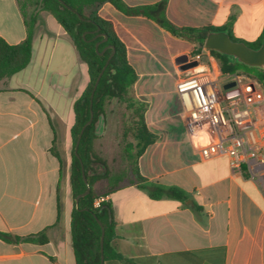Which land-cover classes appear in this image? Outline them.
<instances>
[{
  "label": "crops",
  "instance_id": "1",
  "mask_svg": "<svg viewBox=\"0 0 264 264\" xmlns=\"http://www.w3.org/2000/svg\"><path fill=\"white\" fill-rule=\"evenodd\" d=\"M122 1L149 13L125 14L109 2L98 8L126 46L137 74L129 92L145 103V123L154 135L137 159L139 172L147 181L182 189L187 198L152 199L127 180L103 194L121 231L118 251L127 259L104 264H264V189L232 175L226 156L199 158L175 89L178 71L191 63L181 57L194 43L156 20L163 13L176 27L228 26L234 37L253 41L264 27V0ZM0 37L10 44L26 37L17 0H0ZM201 52L208 56V49ZM86 83L87 67L74 44L52 15L39 11L29 63L0 79V232L36 239L0 237V264H74L70 128L73 103ZM117 121L106 111L96 139L109 143Z\"/></svg>",
  "mask_w": 264,
  "mask_h": 264
},
{
  "label": "trees",
  "instance_id": "2",
  "mask_svg": "<svg viewBox=\"0 0 264 264\" xmlns=\"http://www.w3.org/2000/svg\"><path fill=\"white\" fill-rule=\"evenodd\" d=\"M105 2L111 3L125 14L149 16L145 8L128 7L122 0H17L26 25V37L16 44H10L0 37V79L11 76L29 63L32 52V31L39 11L48 12L62 26L87 67L88 82L73 103V123L70 128L73 145L69 171L73 198V207L70 212V236L74 264H100L101 229L97 219L104 226V261L109 259L127 261L118 251L121 231L117 227L112 203L107 200L100 207H94L92 201L98 195L113 192L127 180L128 183L145 189L152 199L168 197L184 201L187 198L182 189L147 181L139 172L137 159L152 143L154 135L145 123V103L129 95L137 74L127 60L126 46L115 33L112 23L98 13L99 6ZM156 20L170 33L193 41L194 53L202 51L206 36L213 31H225L232 40L243 42L252 49H257L264 43V27L255 40L245 41L234 37L228 26L176 27L163 13L156 17ZM97 32L106 34L107 39L100 42L96 49L95 43L102 39V36H96ZM107 45H111L113 49L110 47L104 49ZM103 49V53L99 54L98 52ZM112 50L113 53L93 91V85ZM209 52L216 59L223 73L239 72L248 75L258 81L264 90V68L247 65L217 50L210 49ZM114 97L124 102L131 112L129 120L123 121L121 125L120 138L127 170L119 173L111 172L104 158L94 148V141L98 136V122L106 114V107ZM90 110L93 115L92 121L85 126L75 152L77 137L90 117ZM82 166L90 191L80 197L76 205V195L86 188L82 178ZM100 167L103 169L101 173L98 171ZM101 180L106 181L107 187L99 193L96 190V184ZM0 237L9 242L36 239V237H12L4 232H0ZM129 264L144 263H134L131 260Z\"/></svg>",
  "mask_w": 264,
  "mask_h": 264
},
{
  "label": "built area",
  "instance_id": "3",
  "mask_svg": "<svg viewBox=\"0 0 264 264\" xmlns=\"http://www.w3.org/2000/svg\"><path fill=\"white\" fill-rule=\"evenodd\" d=\"M202 58V52H189L186 61L196 64L178 71L175 80L185 132L200 159L226 156L232 175L264 189V90L248 75L223 73L210 52L207 61ZM107 200L101 194L92 204Z\"/></svg>",
  "mask_w": 264,
  "mask_h": 264
},
{
  "label": "water",
  "instance_id": "4",
  "mask_svg": "<svg viewBox=\"0 0 264 264\" xmlns=\"http://www.w3.org/2000/svg\"><path fill=\"white\" fill-rule=\"evenodd\" d=\"M97 30L98 29H96V31ZM96 36H102V39L95 43V48L97 49L98 44L100 42H102V41H105L107 39V36H106V34L101 33V32H97ZM107 47H110V48L113 49V47L111 45H107L104 49H106ZM204 48L208 49V50H210V49L217 50V51H219L221 53L233 56V57L237 58L240 62L245 63L247 65L254 66V67H259V68H264V43H262L259 48L252 49V48H249L248 46H246L243 42L232 40L225 31H213V32L208 33V35L206 36V39L204 41ZM104 49L102 51H99L98 53L102 54ZM112 53H113V50H112L111 54L108 56L104 67L100 71V73H99V75H98V77H97V79H96V81H95V83L93 85V91L95 90V88L97 86V83L99 81V78L102 75V73H103V71H104V69H105V67H106V65L108 63V60L110 59ZM181 58H183V59L186 58V55L182 56ZM195 64H196V61H192L188 66H192V65H195ZM231 84L232 83L227 84L225 86H229ZM93 91H92L91 97L93 95ZM114 98H117V97H114ZM92 117H93L92 111L90 110V117L85 122L83 127L81 128L80 133H79V135L77 137V140H76V143H75V146H74V151L75 152H76L77 145L79 143L81 134H82L85 126L92 121ZM81 171H82V178H83V181H84V183L86 185V188H85V190L83 192H81V193L76 195V197H75L76 205L78 203L79 198L84 196V195H86V194H88L89 191H90V187H89V185L87 183L86 175L84 174L83 166L81 167ZM97 222H98V224L100 226V229H101V236H100V253H101L100 254V264H104V257H103L104 226H103V224L101 223V221L99 219H97Z\"/></svg>",
  "mask_w": 264,
  "mask_h": 264
},
{
  "label": "rangeland",
  "instance_id": "5",
  "mask_svg": "<svg viewBox=\"0 0 264 264\" xmlns=\"http://www.w3.org/2000/svg\"><path fill=\"white\" fill-rule=\"evenodd\" d=\"M202 60L207 61V57L203 56ZM87 82H88V76H87ZM129 95L131 96L130 92ZM106 111L114 113L116 118H118L116 134L114 136L113 135L114 132H110V131L107 133L109 143H104L105 141H103L102 138L95 139L94 148L95 151L102 158H104L110 171L113 173H119L127 170V162L122 153L123 143L120 138L121 125L123 121L129 120L131 112L129 109L126 108L125 103L119 101L118 98H115L112 104L108 103L106 107ZM98 171L101 173L103 171L102 167H100ZM106 187H107V183L105 180H101L96 184V190L99 191V193L103 192L104 189H106Z\"/></svg>",
  "mask_w": 264,
  "mask_h": 264
}]
</instances>
